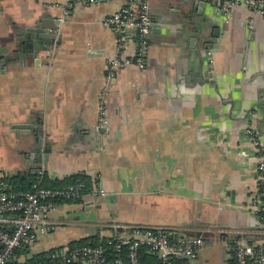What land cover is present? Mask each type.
I'll list each match as a JSON object with an SVG mask.
<instances>
[{
  "label": "crops",
  "instance_id": "obj_1",
  "mask_svg": "<svg viewBox=\"0 0 264 264\" xmlns=\"http://www.w3.org/2000/svg\"><path fill=\"white\" fill-rule=\"evenodd\" d=\"M186 2L148 0L152 29L160 28L148 35L144 66L134 62L135 34H126L130 46L102 97L121 39L103 22L128 0L75 5L63 23L67 0H0V48L8 55L14 30L40 17L58 27L59 39L48 59L0 68V173L35 181L41 172L42 183L80 173L105 192L61 204L51 214L58 228L16 261L134 225L177 237L210 230L193 264L207 263L215 246L230 249L232 237L257 243L248 235L263 232L247 209L257 157L245 130L264 149V16L243 5L225 15L218 3H206L199 16ZM38 139L50 150L45 166L26 158Z\"/></svg>",
  "mask_w": 264,
  "mask_h": 264
},
{
  "label": "built area",
  "instance_id": "obj_2",
  "mask_svg": "<svg viewBox=\"0 0 264 264\" xmlns=\"http://www.w3.org/2000/svg\"><path fill=\"white\" fill-rule=\"evenodd\" d=\"M106 1L109 0H67L58 21L63 23L75 5L98 6ZM216 1L218 10L225 15L229 14L233 6L243 5L264 16V0ZM103 25L121 33L118 54L107 63L106 79L101 91V96L105 97L111 82L116 79L120 66L119 57L130 46L125 36L129 33L128 30H132L136 38L134 62L139 69L144 66L147 39L151 30L148 0H128L125 6L109 15ZM102 114L104 115L103 111ZM103 115L99 125L106 123ZM245 131L253 138L257 157L256 190L250 197L247 209L256 215L259 226H264V149L259 146L253 130L248 128ZM42 176L41 172L38 173L30 189L16 190L10 187L0 173V264H20L15 260L18 252L33 247L58 228L59 224L52 220L51 214L57 211L61 204L82 201L87 196L82 192L83 183L69 184L56 189L46 188L42 186ZM92 194L105 196L102 190L93 191L90 195ZM203 243L204 241L197 237L188 235L177 237L168 229L134 225L126 227L121 234L109 237L104 247L64 246L48 257V264H140L139 253L142 249L156 256L161 264L176 262L193 264ZM235 258L236 264H264V242L236 244Z\"/></svg>",
  "mask_w": 264,
  "mask_h": 264
},
{
  "label": "water",
  "instance_id": "obj_3",
  "mask_svg": "<svg viewBox=\"0 0 264 264\" xmlns=\"http://www.w3.org/2000/svg\"><path fill=\"white\" fill-rule=\"evenodd\" d=\"M189 10H196L199 16H202V10L206 3H212L213 5H217L216 0H186ZM196 5V8H195ZM252 9V8H251ZM45 17H40L37 20H32L30 23H24L22 26L17 27L14 30V48L10 55H8V49L0 48V68L3 69L6 63H9L10 60H23L25 61L28 56H31L34 59L38 58L39 54H45L46 59L49 58L51 52L53 51V46L55 45V41H59L56 37L55 32L58 30V27H51L44 20ZM206 22L210 23V19L203 18ZM155 22L152 20L150 15V28L154 26ZM159 25H155L154 29L160 28ZM151 31V30H150ZM127 32L132 33V30H128ZM118 34L121 35L120 32ZM57 38V39H56ZM57 41V42H58ZM55 47V46H54ZM190 80L198 83L202 81L198 76H190ZM114 82V80H113ZM13 129L28 131L32 129L27 125H15ZM49 148L41 147V140L34 144L32 151L26 155L27 160H35V161H43L44 166L46 165ZM257 231L263 232L261 234H253L248 235L253 238V241L258 242L264 241V226L257 227ZM204 230H207L204 229ZM206 233V234H203ZM211 234V231H199L194 237L201 238L203 241L206 237Z\"/></svg>",
  "mask_w": 264,
  "mask_h": 264
},
{
  "label": "trees",
  "instance_id": "obj_4",
  "mask_svg": "<svg viewBox=\"0 0 264 264\" xmlns=\"http://www.w3.org/2000/svg\"><path fill=\"white\" fill-rule=\"evenodd\" d=\"M7 182L13 186V189L16 190H28L30 189L32 183L34 182V177L31 178H26V177H21V176H15L9 179H6ZM75 183H83L84 184V189H83V194L84 195H90L93 191L92 188V182L91 179L84 175V174H74L68 177L63 178L62 180H57V181H47L44 178V181L42 183L43 187L46 188H61L63 186L69 185V184H75ZM80 201H75V202H69V203H80ZM108 238H103L100 237L99 235L87 237V238H82L76 241L70 242L67 246L69 248H75V247H81V246H92V247H104L106 244ZM240 241V237H232L229 241L230 243V259L228 260V264H236V258H235V245L236 243ZM249 243L251 244V241L249 240ZM62 247L58 248H53L50 249L49 251L42 252V253H37V254H32L30 257H28L24 262L20 264H48L49 259L48 257L51 254H54L58 252ZM27 249H23L22 251L18 253H23ZM145 249L140 250L139 253V262L140 264H161L160 260L154 256L150 255L145 252ZM17 253V254H18ZM176 264H187L183 262H176Z\"/></svg>",
  "mask_w": 264,
  "mask_h": 264
},
{
  "label": "rangeland",
  "instance_id": "obj_5",
  "mask_svg": "<svg viewBox=\"0 0 264 264\" xmlns=\"http://www.w3.org/2000/svg\"><path fill=\"white\" fill-rule=\"evenodd\" d=\"M229 245H220L218 248L216 246L212 249L209 256H207V263L204 262V258H201L203 264H225V260L229 258Z\"/></svg>",
  "mask_w": 264,
  "mask_h": 264
}]
</instances>
